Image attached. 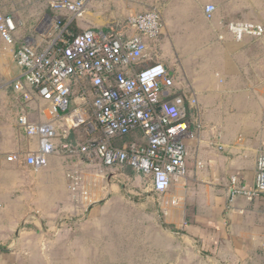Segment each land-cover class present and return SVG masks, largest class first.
Listing matches in <instances>:
<instances>
[{
	"label": "crops",
	"instance_id": "obj_1",
	"mask_svg": "<svg viewBox=\"0 0 264 264\" xmlns=\"http://www.w3.org/2000/svg\"><path fill=\"white\" fill-rule=\"evenodd\" d=\"M108 1L106 8L87 0L93 24L101 11L115 7L116 12L122 4L124 17L143 11L141 6L150 8L143 13L157 9L162 14L163 33L146 40L145 57L134 69L163 64L173 81L163 91L168 98L183 97L190 124L184 140L188 175L158 194L144 174L129 166H106L98 158L65 151L64 145H84L79 125L94 120L91 98L85 104L76 100L87 85L71 82V106L51 111L57 138L48 165L0 164V264H55L58 252L60 264H69L74 251L80 264H264V195L231 194L233 176L241 186H254L258 152L264 148V36L239 41L227 29L232 21L264 26V0ZM209 5L216 8L212 19L205 15ZM128 31L127 23L123 32ZM17 39L38 47L44 41L18 32ZM0 41V85L9 90L25 82L14 47ZM20 115L25 114L14 102L0 101L2 154L26 156L40 147L39 139L19 126ZM84 131L87 142L101 137L86 125ZM129 137L139 140L141 132ZM82 170L96 172L90 184ZM69 173L77 176L73 182ZM133 193L147 195L148 203L157 196L161 226L150 232L100 229L99 207L115 206L116 200L132 203ZM70 222L80 228L74 231ZM84 253H93L91 261L79 255Z\"/></svg>",
	"mask_w": 264,
	"mask_h": 264
},
{
	"label": "built area",
	"instance_id": "obj_2",
	"mask_svg": "<svg viewBox=\"0 0 264 264\" xmlns=\"http://www.w3.org/2000/svg\"><path fill=\"white\" fill-rule=\"evenodd\" d=\"M52 6L79 18L86 10L85 0H58ZM215 11V6H207L206 18L212 19ZM128 25L129 31L123 33L85 30L69 41L57 39L40 51L31 41L18 44V27L11 17L0 15V38L14 47V60L23 72L25 84H15L16 91L29 85L55 110H67L72 104L70 83L87 85L76 100L85 104L91 98L94 120L87 126L90 134L101 132V137L90 139L79 149L64 145L65 151L98 158L106 166H129L150 180L155 193L164 194L173 182L188 175L184 145L190 133L188 111L183 97L168 98L163 91L173 87L163 64L134 69L145 57L146 40H157L164 31L161 12L153 9L139 14ZM227 29L239 41L246 36H264V26L254 22L232 21ZM190 103L196 105V98ZM17 122L28 136L39 139L40 147L26 156L0 152V164L45 168L56 151L55 127L32 123L26 115H20ZM135 132H141V139L117 145V140ZM231 194L248 198L264 195V148L258 152L254 186H241L233 176Z\"/></svg>",
	"mask_w": 264,
	"mask_h": 264
},
{
	"label": "rangeland",
	"instance_id": "obj_3",
	"mask_svg": "<svg viewBox=\"0 0 264 264\" xmlns=\"http://www.w3.org/2000/svg\"><path fill=\"white\" fill-rule=\"evenodd\" d=\"M56 1L58 0H0V15L9 16L13 19L14 23L18 27L17 32L20 37L28 36L30 38H37L38 40L44 39V41L39 45V50L44 51L51 43L55 42L57 39L58 41L59 39L63 41H69L74 36L87 30L89 27L108 32L126 31L127 23H129V20L132 17L150 10V8L147 6V8L145 7L144 9L143 6H141V9L143 11H138L134 15H128L127 17H124L122 12L124 11L125 6L122 4L121 7L117 8L116 12L115 7L111 8L112 11L110 13L108 9L106 11H101L97 17L98 23L93 24L92 17L95 14L94 12H92L91 7H87L88 2L98 4L107 8L109 6L108 0H88V2L87 0H85L86 7L88 9L86 8L85 14L80 18L75 16V14H73L71 11L61 10L59 12L58 10L54 9L52 4ZM67 1L74 2L75 0ZM57 18H59V20ZM2 49L3 46L0 41V52L2 51ZM0 92V101L4 100L8 102H14L15 105H17V109L21 111V113L23 112V114L25 115L29 114L28 116L32 118V123H51V121L55 120V117L51 116V111H53L54 108L49 106V104H47L39 96L37 91L35 89H32L29 85L24 86L21 91H16L15 85L9 90L1 87L0 85ZM25 95H27V97ZM77 97L78 96H76V98ZM90 121L91 120L85 119L79 125L81 128L80 137L84 144L87 142L84 128L85 125L87 126V123ZM97 133L99 134V132ZM97 133L94 134L98 135ZM93 163L90 164L88 162H85L86 166L88 167L90 165H93ZM94 165H96V163ZM82 172L84 178H86L85 183L87 182L88 184H90L92 182V177L94 173L96 175V172H93L92 170H82ZM76 177L77 176L70 174L69 181L73 182ZM135 193L132 194V199L134 200V202L132 203L129 201L128 203L125 201L118 202L116 199H114L113 201L116 200L115 204L117 205H113L112 207H109L108 205L99 207L98 219L103 218V220L101 219L99 221L98 227L100 229L127 228L149 232L150 230L160 227L161 223L157 218V196H153L152 201L148 203L146 201L147 195H139L138 193ZM68 227L72 228L74 231L76 228H80L75 226L71 222ZM72 238L74 241H76V236ZM104 249L105 256H108V248ZM79 255H82L86 262L87 260L88 262L91 261L90 259H87L88 257H93V253H84ZM76 256V251H74L73 253H69V264H80L79 262H77ZM54 258V260H56L55 264H60V260L62 259V257L59 252L54 253ZM89 264L93 263L89 262Z\"/></svg>",
	"mask_w": 264,
	"mask_h": 264
},
{
	"label": "trees",
	"instance_id": "obj_4",
	"mask_svg": "<svg viewBox=\"0 0 264 264\" xmlns=\"http://www.w3.org/2000/svg\"><path fill=\"white\" fill-rule=\"evenodd\" d=\"M73 39V38H72ZM131 140H130V137L129 136H127L126 138H124V139H121V140H117V142L119 143V142H130Z\"/></svg>",
	"mask_w": 264,
	"mask_h": 264
}]
</instances>
